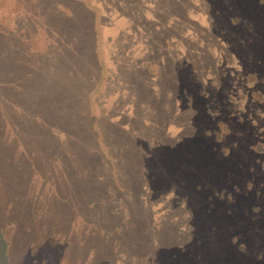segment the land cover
I'll list each match as a JSON object with an SVG mask.
<instances>
[{
    "label": "rangeland",
    "instance_id": "obj_1",
    "mask_svg": "<svg viewBox=\"0 0 264 264\" xmlns=\"http://www.w3.org/2000/svg\"><path fill=\"white\" fill-rule=\"evenodd\" d=\"M8 264H264V0H0Z\"/></svg>",
    "mask_w": 264,
    "mask_h": 264
},
{
    "label": "trees",
    "instance_id": "obj_2",
    "mask_svg": "<svg viewBox=\"0 0 264 264\" xmlns=\"http://www.w3.org/2000/svg\"><path fill=\"white\" fill-rule=\"evenodd\" d=\"M4 244L5 242L0 234V264H8V262L6 261V256L4 254Z\"/></svg>",
    "mask_w": 264,
    "mask_h": 264
}]
</instances>
